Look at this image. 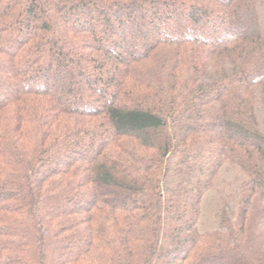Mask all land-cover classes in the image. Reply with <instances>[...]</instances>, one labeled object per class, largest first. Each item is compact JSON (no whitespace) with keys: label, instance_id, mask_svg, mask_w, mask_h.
I'll list each match as a JSON object with an SVG mask.
<instances>
[{"label":"trees","instance_id":"1","mask_svg":"<svg viewBox=\"0 0 264 264\" xmlns=\"http://www.w3.org/2000/svg\"><path fill=\"white\" fill-rule=\"evenodd\" d=\"M0 264H264V0H0Z\"/></svg>","mask_w":264,"mask_h":264}]
</instances>
